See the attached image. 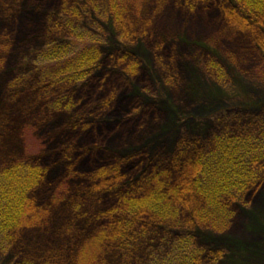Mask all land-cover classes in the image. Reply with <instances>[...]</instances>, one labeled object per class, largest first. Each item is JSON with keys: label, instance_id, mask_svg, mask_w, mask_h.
<instances>
[{"label": "rangeland", "instance_id": "1", "mask_svg": "<svg viewBox=\"0 0 264 264\" xmlns=\"http://www.w3.org/2000/svg\"><path fill=\"white\" fill-rule=\"evenodd\" d=\"M53 1L0 0V168L28 157L43 166L50 209L47 224L24 230L0 264L26 256L66 264L76 242L63 247L60 236L77 231L85 212L112 197L102 190L106 184L91 179L111 157L133 154L129 176L152 175L175 157L190 156V146L208 148L218 133L264 124V21L235 24L226 10L231 0H133L128 25L135 38H125L106 10L85 7L76 25L104 34L100 67L91 81L63 87L71 89L72 107L48 108L39 76L46 69L35 63L46 43L59 39L54 23L61 6L74 0ZM261 177L233 206L226 230L187 218L208 252L202 264H264V172ZM60 186L66 198L51 202ZM66 199H73L78 217ZM139 253L140 260L148 255ZM117 256L115 264L134 263L135 257Z\"/></svg>", "mask_w": 264, "mask_h": 264}, {"label": "trees", "instance_id": "2", "mask_svg": "<svg viewBox=\"0 0 264 264\" xmlns=\"http://www.w3.org/2000/svg\"><path fill=\"white\" fill-rule=\"evenodd\" d=\"M132 1L104 0V9L101 0L63 3L58 13L63 19L58 16L54 23L59 39H50L39 50L43 53L35 63L38 69H46L39 71V76L48 108L61 109L66 103L72 107L71 89L65 91L63 87L75 89L91 81L100 67L105 36L99 27L76 25L85 18L84 8L100 14L99 9L106 10L105 16L115 20L125 38H135L136 34L130 31L133 27L128 25ZM231 2L234 6H226V10L235 24L254 26L260 19L264 21V0ZM46 5L44 2L43 6ZM29 13L32 15L30 10ZM133 71L136 70L127 74ZM256 127L218 133L208 148L198 150L197 145L190 146L186 151L190 156L175 157L164 171L160 169L152 175L140 168L139 176H129L127 162L135 158L133 154L118 156V160L111 157L91 179L106 184L102 190L112 197L102 209L85 212L86 223L80 221L83 223L77 231L69 228L72 233L60 236L65 238L60 241L63 247L70 243L71 248V241L76 242L66 264H115L114 261H120L119 253L124 258L135 257L133 264H202L208 252L197 243L193 224L219 232L226 230L234 215L233 206L256 190L262 178L264 124L257 130ZM178 167H183L181 172L176 171ZM45 174V168L30 157L0 168V254L12 252L24 230L47 224L50 209L42 191ZM61 192V186L53 190L51 202L66 198ZM66 200L73 212V199ZM189 217L194 219L193 224ZM146 244L152 247L151 252L144 248ZM139 251L147 253V257L140 260ZM57 258L42 261L26 256L14 258L9 264H63Z\"/></svg>", "mask_w": 264, "mask_h": 264}]
</instances>
